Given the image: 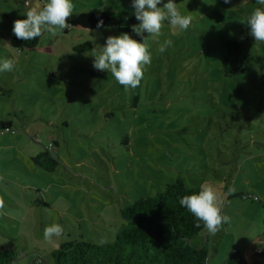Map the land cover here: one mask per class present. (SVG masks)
Listing matches in <instances>:
<instances>
[{
	"label": "rangeland",
	"instance_id": "rangeland-1",
	"mask_svg": "<svg viewBox=\"0 0 264 264\" xmlns=\"http://www.w3.org/2000/svg\"><path fill=\"white\" fill-rule=\"evenodd\" d=\"M46 2L0 0V61H15L0 72V120L12 121L0 135V242L17 252L7 264H53L51 251L64 241L111 242L122 208L176 180L187 188L208 182L223 198L230 222L190 239L207 242V264H221L233 248L256 263L249 249L264 241V43L246 20L264 6L174 0L192 16L190 27L166 21L159 43L172 45L163 53L149 37L151 64L140 86L125 91L110 71L93 68L106 38L121 34L112 26L44 32L37 45H50V55L10 44L13 22ZM73 4V12L134 10L132 0ZM228 40L249 54L250 74H224ZM85 42L91 47L75 49ZM44 147L57 160L53 172L33 160ZM53 223L64 233L49 242L44 229Z\"/></svg>",
	"mask_w": 264,
	"mask_h": 264
},
{
	"label": "trees",
	"instance_id": "trees-1",
	"mask_svg": "<svg viewBox=\"0 0 264 264\" xmlns=\"http://www.w3.org/2000/svg\"><path fill=\"white\" fill-rule=\"evenodd\" d=\"M134 12L135 10L73 12L68 23L76 29H97L98 21L103 20L101 28L112 26L118 32L133 34L132 25L140 23ZM38 39L39 37L23 41L14 35L10 44L26 52L34 49L39 54H52L50 45H37ZM135 39L139 40L141 37L136 35ZM90 47L91 44L85 42L75 49L84 51ZM222 64L226 76L247 75L253 71L249 54L241 52L237 40L226 42ZM10 126V120H0V129L6 131ZM33 160L39 167L50 172L55 171L57 166V160L46 147L35 154ZM199 190L200 188H187L182 181L176 180L167 184L155 196L139 197L120 210L123 222L113 241L101 244L83 240L64 241L51 251L53 264H207V242L200 246L190 242L191 237L204 229L203 224L201 228L194 227L196 218L178 202L180 197ZM16 257L15 250L0 244V264L13 262ZM32 264H43V261H34ZM221 264L255 263L247 262L242 252L233 248Z\"/></svg>",
	"mask_w": 264,
	"mask_h": 264
},
{
	"label": "clouds",
	"instance_id": "clouds-1",
	"mask_svg": "<svg viewBox=\"0 0 264 264\" xmlns=\"http://www.w3.org/2000/svg\"><path fill=\"white\" fill-rule=\"evenodd\" d=\"M26 5L28 0H25ZM231 0H224L225 4ZM264 6V0H257ZM73 0H47L42 6L30 7L26 19L13 22L12 32L20 40L32 41L44 32L56 35L57 30L70 27L68 21L73 16ZM135 18L140 23L132 25L131 31L141 37L142 42L129 33L108 36L98 55H94L93 68L97 71H110L125 91L136 89L144 79L146 67L151 64L152 55L149 49V37L159 44L158 51L163 53L172 45V40L165 39L159 43L161 29L167 21L173 29L187 30L192 23V16L182 14L174 0H132ZM103 11V8H101ZM246 25L255 42L264 43V7H257L247 18ZM103 26V20L97 23V29ZM148 36H144V33ZM15 61L5 58L0 61V72H10ZM2 179V177H0ZM229 193L234 192L230 188ZM179 205L196 218L194 227L201 224L209 234L215 235L223 224L230 222V217L223 213V198L214 185L204 182L198 192L179 198ZM5 206L0 197V209ZM64 228L53 223L44 229V239L51 242L53 237H60Z\"/></svg>",
	"mask_w": 264,
	"mask_h": 264
},
{
	"label": "built area",
	"instance_id": "built-area-1",
	"mask_svg": "<svg viewBox=\"0 0 264 264\" xmlns=\"http://www.w3.org/2000/svg\"><path fill=\"white\" fill-rule=\"evenodd\" d=\"M243 198H251L253 200H257L258 198L256 196H251V195H246L243 194L242 195ZM256 250V251H255ZM254 253L258 256L254 259H252V261H256L255 264H264V252H263V247H259L258 249H255ZM261 253V254H260ZM36 262H41V259L37 260Z\"/></svg>",
	"mask_w": 264,
	"mask_h": 264
},
{
	"label": "crops",
	"instance_id": "crops-1",
	"mask_svg": "<svg viewBox=\"0 0 264 264\" xmlns=\"http://www.w3.org/2000/svg\"><path fill=\"white\" fill-rule=\"evenodd\" d=\"M1 89V88H0ZM1 94H3L2 92H1ZM11 121V120H10ZM11 125H12V121H11ZM11 127V126H10ZM7 133H6V131L5 132H1L0 133V135H6ZM4 231V230H3ZM5 232V231H4ZM6 233V232H5ZM0 244L2 245V246H4L1 242H0ZM5 247V246H4ZM259 247H263V252H264V241H259L258 243L256 242L252 247H251V249H249V250H251L252 252H251V255H252V258L254 259V258H256L257 256H258V254L256 255L255 253H254V250L255 249H258ZM7 248V247H6ZM9 249V248H8ZM13 250V249H12ZM248 250V251H249ZM247 251V252H248ZM256 251V250H255ZM261 254V253H260Z\"/></svg>",
	"mask_w": 264,
	"mask_h": 264
}]
</instances>
